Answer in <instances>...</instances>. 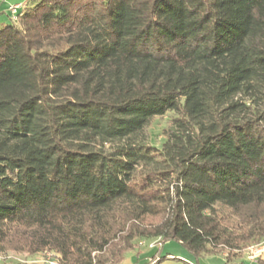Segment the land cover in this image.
<instances>
[{"label": "trees", "instance_id": "trees-1", "mask_svg": "<svg viewBox=\"0 0 264 264\" xmlns=\"http://www.w3.org/2000/svg\"><path fill=\"white\" fill-rule=\"evenodd\" d=\"M17 15L0 26V254L121 264L176 241L229 262L264 240V0ZM166 115L157 149L145 131Z\"/></svg>", "mask_w": 264, "mask_h": 264}, {"label": "rangeland", "instance_id": "rangeland-1", "mask_svg": "<svg viewBox=\"0 0 264 264\" xmlns=\"http://www.w3.org/2000/svg\"><path fill=\"white\" fill-rule=\"evenodd\" d=\"M20 5L30 0H22ZM30 5V3H28ZM2 11V10H1ZM7 16V15H6ZM3 16L4 25L12 24L10 16ZM169 115H166L159 119H153L148 127L146 128L147 144L160 149L164 142V137L162 131L167 128ZM142 241V240H140ZM263 241V240H262ZM261 242V241H260ZM148 243L145 241V244ZM246 249V248H245ZM230 252V260L226 261V255L228 252L224 250L221 254H209L204 255L200 258H195L191 253H189L180 243L176 241L164 242L161 246H156L153 250L149 251L148 256L145 258V252L147 249L144 247H139L138 244L135 247L134 252H129L125 255L124 260L121 264H143L144 262L150 261V264L159 263L158 258L152 259L155 252L158 251V255L161 258L159 264H251L244 257V250ZM43 253V252H41ZM39 254V253H37ZM35 254V255H37ZM137 254V255H136ZM3 258L10 257L11 260H5V264H21V261L27 260L32 256L25 253L16 252H6L0 254ZM138 256V257H137ZM148 260V261H147Z\"/></svg>", "mask_w": 264, "mask_h": 264}, {"label": "built area", "instance_id": "built-area-1", "mask_svg": "<svg viewBox=\"0 0 264 264\" xmlns=\"http://www.w3.org/2000/svg\"><path fill=\"white\" fill-rule=\"evenodd\" d=\"M21 9V6L18 5H13L8 7V13L10 15V19L12 22H15L17 20V14L18 11ZM157 242H148L145 244V241H139L138 246L139 247H144L151 250L156 247ZM160 246V245H158ZM264 254V240L247 247L244 250V257L248 262H253L254 260L260 258ZM5 260H11L10 257L8 258H3L0 255V264H5ZM21 264H61L60 263V257L58 254H55L53 252H43L39 253L37 255H33L31 258L21 261Z\"/></svg>", "mask_w": 264, "mask_h": 264}, {"label": "crops", "instance_id": "crops-1", "mask_svg": "<svg viewBox=\"0 0 264 264\" xmlns=\"http://www.w3.org/2000/svg\"><path fill=\"white\" fill-rule=\"evenodd\" d=\"M21 2H23L22 0H0V26H3L5 23H4V19H3V16H10L9 13H8V7L9 6H13V5H18V6H24L27 2H25L23 5H20ZM2 10V11H1ZM6 16V17H7ZM10 18V17H9ZM11 20V19H10ZM147 249V248H146ZM153 250V249H151ZM149 249H147V251L145 252V255L146 256L145 258H148L149 259V251H151ZM148 261V260H147Z\"/></svg>", "mask_w": 264, "mask_h": 264}]
</instances>
